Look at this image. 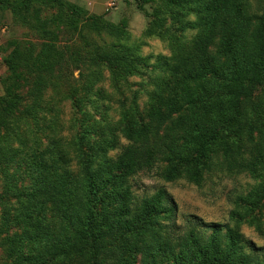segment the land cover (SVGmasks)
Instances as JSON below:
<instances>
[{
	"label": "trees",
	"instance_id": "1",
	"mask_svg": "<svg viewBox=\"0 0 264 264\" xmlns=\"http://www.w3.org/2000/svg\"><path fill=\"white\" fill-rule=\"evenodd\" d=\"M9 1L0 0V8ZM178 3L195 21L179 19ZM157 12L165 30L152 26L147 34L158 33L173 55L157 61L166 76L152 78L142 116L124 105L113 108L114 94L97 86L126 80L145 60L137 46L114 40L118 29L102 16H90L79 33L82 50L53 38L40 56L16 43L5 59L10 71L29 75L27 93L0 110V202L16 201L14 212L4 211L5 224L18 228L6 247L15 264H264V250L251 256V244L228 224L191 217L177 229L162 222L160 209L173 216L166 195L137 200L130 183L155 171L166 182L200 186L216 167L264 178V91L257 94L264 80V0H166ZM168 18L196 35L183 42L166 26ZM66 85L74 86L63 97L71 100L69 120L56 99ZM19 108L23 131L12 118ZM92 115L87 129L95 137H81L80 119ZM35 144L42 147L38 153ZM24 166L29 181L22 178ZM254 190L249 196L257 202L264 184Z\"/></svg>",
	"mask_w": 264,
	"mask_h": 264
},
{
	"label": "rangeland",
	"instance_id": "2",
	"mask_svg": "<svg viewBox=\"0 0 264 264\" xmlns=\"http://www.w3.org/2000/svg\"><path fill=\"white\" fill-rule=\"evenodd\" d=\"M71 6L77 7L80 12L75 14ZM165 6L166 0H156L155 3H141L137 0H10L0 8V110L6 107L11 99L25 95L28 90L25 77L29 78V75L13 73L5 63L16 43L31 45L33 54L37 56L41 55L43 43L53 38L56 45L82 50L79 33H84V26L89 22L90 16H102L105 21L117 27L119 35L114 40L129 46H137V54L145 60L137 61V72L128 76L126 80L119 79L116 84L106 80L97 86L104 85L109 94H114L109 101L113 108L124 105L135 117L142 116L147 108L145 92L153 88L152 78L162 79L164 75L166 76V72L163 73L155 67L157 61L173 55L170 44L158 33L147 34L152 26L165 30V23L161 26L158 20L161 15L157 12L159 9L165 10ZM177 6L184 13L179 19L184 22L195 21V13L188 11L186 5L178 3ZM72 23L75 29L69 27ZM166 26L173 31L176 29V33L185 43L196 35L194 29L181 30L182 24L177 19L168 18ZM73 74L77 77L76 71ZM105 75H108L107 71ZM80 85L81 83L78 82L76 97L81 95ZM73 88V85H66L56 96V99L57 97L62 99L61 106L66 120H69L72 114L71 100L63 97H69ZM262 91H264V80L257 88V94ZM21 110L19 108L13 113L12 118L20 125V131H23L24 118ZM95 118L92 115L80 119L78 131L81 137L91 139L95 137V132L87 129L90 120ZM29 123L33 134L36 133V138L41 141V134L33 123ZM2 136L3 131L0 130V138ZM34 148L35 153H38L42 147L35 144ZM26 166L25 169H21V175L23 179L29 181L25 172ZM7 171L12 173L13 168ZM2 182L3 179L0 177L1 196H3ZM130 183L137 200L160 191L166 195L168 202L165 201L164 204L172 206L173 216L167 218L160 209L159 219L162 222L176 225L177 229L191 217L199 219L205 225L228 224L251 244L252 251L246 248L251 256H258L264 250V196L257 202L249 196L258 185L264 184V178L252 177L244 173L225 174L216 167L212 172L204 175L200 186L190 184L184 179L166 182L155 171L139 173L131 178ZM239 198L243 200L239 202ZM15 204L14 198H9L8 205L0 202V264H15L16 261L7 256L6 247L7 237L18 228L15 223L6 225L4 221V211L9 208L14 212ZM206 232L209 233L208 230Z\"/></svg>",
	"mask_w": 264,
	"mask_h": 264
}]
</instances>
